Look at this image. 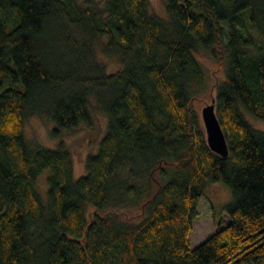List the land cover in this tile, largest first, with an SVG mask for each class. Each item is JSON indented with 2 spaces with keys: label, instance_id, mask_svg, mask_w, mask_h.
<instances>
[{
  "label": "trees",
  "instance_id": "trees-1",
  "mask_svg": "<svg viewBox=\"0 0 264 264\" xmlns=\"http://www.w3.org/2000/svg\"><path fill=\"white\" fill-rule=\"evenodd\" d=\"M163 4L166 20L148 0H0V264L264 262V132L244 117L264 121V0ZM200 51L224 71L213 100L226 157L191 108ZM92 100L106 129L75 179L61 132L92 125ZM34 116L52 122L55 147L27 141ZM218 181L229 220L190 248Z\"/></svg>",
  "mask_w": 264,
  "mask_h": 264
},
{
  "label": "rangeland",
  "instance_id": "rangeland-1",
  "mask_svg": "<svg viewBox=\"0 0 264 264\" xmlns=\"http://www.w3.org/2000/svg\"><path fill=\"white\" fill-rule=\"evenodd\" d=\"M95 1L102 2L103 0ZM148 11L150 14L166 20L163 0H148ZM96 54L98 61L106 66L108 72L112 73L118 69L117 61L103 55L100 48H97ZM197 58L203 67V84L193 90V97L195 96V98L191 103V108L195 113L198 125L204 133L201 108L211 103L216 90L215 83L223 79L224 71L213 67V61L208 51H200ZM2 80L0 88L3 84H8L5 79H0V81ZM244 117L253 128L264 132V121L245 112ZM91 118L92 125L90 127L79 125L61 132V142L67 146L72 155L73 177L75 179L85 173V158L88 154L96 152L106 129V118L97 110L94 100L91 102ZM52 128L51 121L34 116L26 121L24 134L30 144L38 143L44 147L53 148L57 145V141L51 139L50 130ZM48 174L49 170H44L36 179V190L43 202L46 199V178ZM230 200L231 192L223 182H213L206 186L203 195L199 199L198 216L192 221L188 234L190 248L200 244L216 228L224 226L228 222L225 207ZM86 210L88 219V212L92 210V207L87 205Z\"/></svg>",
  "mask_w": 264,
  "mask_h": 264
},
{
  "label": "water",
  "instance_id": "water-1",
  "mask_svg": "<svg viewBox=\"0 0 264 264\" xmlns=\"http://www.w3.org/2000/svg\"><path fill=\"white\" fill-rule=\"evenodd\" d=\"M201 119L206 145L216 155L226 157L228 154L227 144L216 116L213 99L210 104H206L201 108Z\"/></svg>",
  "mask_w": 264,
  "mask_h": 264
}]
</instances>
